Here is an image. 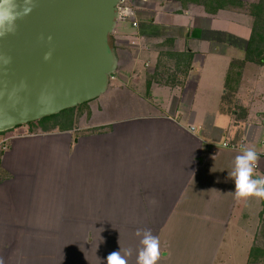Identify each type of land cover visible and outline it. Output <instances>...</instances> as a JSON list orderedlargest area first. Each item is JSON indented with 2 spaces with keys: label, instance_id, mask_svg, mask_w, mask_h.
<instances>
[{
  "label": "crops",
  "instance_id": "crops-1",
  "mask_svg": "<svg viewBox=\"0 0 264 264\" xmlns=\"http://www.w3.org/2000/svg\"><path fill=\"white\" fill-rule=\"evenodd\" d=\"M137 1L148 19L116 36L117 69L81 118L0 138V171L11 176L0 182L4 264H107L121 249L136 264L137 229L159 237V264H264L263 200L237 201L229 177L245 147L260 153L264 176V65L246 61L233 90L227 74L245 46L207 37L248 40L255 17L234 5ZM170 52H192L191 66L175 61V81L160 82Z\"/></svg>",
  "mask_w": 264,
  "mask_h": 264
},
{
  "label": "water",
  "instance_id": "water-1",
  "mask_svg": "<svg viewBox=\"0 0 264 264\" xmlns=\"http://www.w3.org/2000/svg\"><path fill=\"white\" fill-rule=\"evenodd\" d=\"M119 3L33 0V11L17 21L15 33L0 37V132L108 89L119 61L110 44Z\"/></svg>",
  "mask_w": 264,
  "mask_h": 264
},
{
  "label": "clouds",
  "instance_id": "clouds-1",
  "mask_svg": "<svg viewBox=\"0 0 264 264\" xmlns=\"http://www.w3.org/2000/svg\"><path fill=\"white\" fill-rule=\"evenodd\" d=\"M22 7V10H21ZM33 11V0H0V37L15 33L17 21ZM48 58V57H46ZM260 160V153L254 147H245L235 157L233 170L229 177L234 180V197L240 200H264V176H257L256 169ZM155 203V201H152ZM141 247L138 250L136 264H159L162 258L161 243L158 236L150 229H137ZM120 251H113L107 257V264H128L127 257L132 255V250H127L123 255ZM0 264L4 258L0 257Z\"/></svg>",
  "mask_w": 264,
  "mask_h": 264
},
{
  "label": "trees",
  "instance_id": "trees-1",
  "mask_svg": "<svg viewBox=\"0 0 264 264\" xmlns=\"http://www.w3.org/2000/svg\"><path fill=\"white\" fill-rule=\"evenodd\" d=\"M206 6V8L211 12H216L220 8L227 6H239L244 7V3L241 0H196ZM250 13L255 17L253 30L250 38L248 40H243L231 33L221 32V31H210L207 37L211 40L226 42L232 45H243L245 46L246 56L244 60H234L231 63V68L227 74L226 85L227 87L234 90L235 86L241 78L242 69L246 61H254L259 64L264 65V0H257L250 4ZM141 29H146V26H142ZM171 57L176 59L177 64L180 65V61L184 62L186 70L191 66V61L193 58L192 52H170ZM177 65V66H178ZM177 69H180L177 67ZM185 70V71H186ZM152 78H156L153 76ZM152 78L148 80L147 86L150 87L152 83ZM169 81L174 82L175 78L171 75ZM72 108H67L59 113L45 116L38 120L43 131L50 130L51 128L59 127L61 130H66L72 127L73 119L69 115ZM65 118V119H64ZM53 119L52 126L48 122ZM64 119V120H63ZM264 204V200H263ZM256 251H261L260 248H253L251 255L256 258ZM255 253V254H254ZM257 259V258H256Z\"/></svg>",
  "mask_w": 264,
  "mask_h": 264
},
{
  "label": "rangeland",
  "instance_id": "rangeland-1",
  "mask_svg": "<svg viewBox=\"0 0 264 264\" xmlns=\"http://www.w3.org/2000/svg\"><path fill=\"white\" fill-rule=\"evenodd\" d=\"M242 2L244 3V7L245 8L246 7L249 8L250 4L252 2H254V1L253 0H242ZM128 3L130 5V7L134 11L135 18H136V16L138 17V13L135 12V9L138 7L139 10H141L140 7L141 6L143 7L144 3L140 4V2L137 1V0H130ZM128 3L126 2L124 5H128ZM141 15L142 14H140V16L138 17V20H139V23L142 22L141 24H143V22L147 21L148 15L145 14V16L140 18ZM138 20H137V22H138ZM136 27L137 26L133 25V23H132V21L130 19L124 20L122 18H119L117 26L115 27L113 32L110 34V44H111V46L116 48L115 40H116V36H118V35L126 36V37L127 36L130 37V35L132 33L134 35V32H130V31H135L138 28V27L137 28ZM123 39H124V37H123ZM154 43L155 42H152L151 45H154ZM119 47L125 53H127V52H132L133 53L134 52V49L132 48L133 46L130 45L127 41H125V42L121 41L119 43ZM175 61H176V59H174V58L171 59V55L170 54L166 55V57L165 56L163 57L162 64L160 65V69L161 70L159 72V78H158V80L160 82H165V81L169 80L168 78L170 77V75L176 73V66L174 65ZM149 78H148V80H149ZM71 108L72 109L70 110L69 115L72 116L71 118L73 119V122H74V121H78L81 118V116L87 111L88 104H87V102H84L82 104L76 105V106L71 107ZM53 121L54 120L51 119L48 122V124L52 126ZM52 129L53 128H51L50 130H47V131H52ZM40 131H43V129L41 128L40 124L38 123V120H36V121L29 122L27 124L19 125V126L13 128V129L0 132V138L3 140L2 144H5L7 141L11 140L12 137L22 135L23 133H38ZM1 152L3 153V150ZM7 177H11V176L8 175V173L5 174L3 171H0V182L5 181L7 179ZM22 237H24V233L22 234ZM8 243L9 242H6L7 245H8ZM24 244H25V241L22 239L21 240V245H23V248H24Z\"/></svg>",
  "mask_w": 264,
  "mask_h": 264
},
{
  "label": "built area",
  "instance_id": "built-area-1",
  "mask_svg": "<svg viewBox=\"0 0 264 264\" xmlns=\"http://www.w3.org/2000/svg\"><path fill=\"white\" fill-rule=\"evenodd\" d=\"M129 1L130 0H120V3H119L120 18L124 20L130 19L133 25L137 26L138 22L135 18L133 9L130 7L128 3ZM126 2L128 3V5H124Z\"/></svg>",
  "mask_w": 264,
  "mask_h": 264
}]
</instances>
